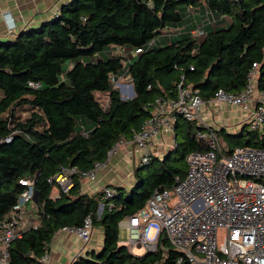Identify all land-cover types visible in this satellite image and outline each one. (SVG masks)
<instances>
[{
  "label": "trees",
  "instance_id": "1",
  "mask_svg": "<svg viewBox=\"0 0 264 264\" xmlns=\"http://www.w3.org/2000/svg\"><path fill=\"white\" fill-rule=\"evenodd\" d=\"M200 2L213 18L227 16L228 22L221 26L214 20L198 44L179 34L126 63L118 53L104 54L110 45L143 46L156 29L177 25L181 11ZM252 63L257 64L256 88L264 91V0H68L52 18L0 40V221L10 217L27 188L20 180L28 179L34 182L38 221L9 243L8 264H42L56 230L78 227L87 215L92 228L101 230V247L70 264H172L179 253L161 234L156 251L137 256L119 244L117 223L139 209L152 190L183 177L185 155L201 150L193 137L195 122L176 116L175 146L136 166L132 186H115L111 198L103 199L99 191L80 193L78 178L52 198L48 179L61 167L85 171L104 161L117 139L140 127L148 116L146 104L172 95L180 75L206 100L217 89L240 90ZM121 74L132 85L130 98L121 99L111 85ZM97 94L106 96L105 108ZM217 134L226 153L235 146L264 145V131H249L244 124L237 133L221 128ZM9 135L12 140L4 142Z\"/></svg>",
  "mask_w": 264,
  "mask_h": 264
},
{
  "label": "built area",
  "instance_id": "2",
  "mask_svg": "<svg viewBox=\"0 0 264 264\" xmlns=\"http://www.w3.org/2000/svg\"><path fill=\"white\" fill-rule=\"evenodd\" d=\"M2 16L8 23V29L12 30L14 25L10 14L3 12ZM181 30L179 25L164 26L156 29L154 36L141 47L110 45L104 54L110 57L118 53L125 58L130 54L137 55L153 47L159 37L169 41ZM200 32L199 25L189 30L193 43H199ZM257 75V64L252 63L246 83L240 90L229 92L217 89L206 100L200 98L196 89L184 85L180 75L172 95L157 96L146 104L143 108L147 109L148 116L140 127L132 132L131 137L117 139L106 152L104 161L95 162L85 171L74 166L61 167L51 176L48 182L55 188L51 197L57 198L60 193H66L74 178L81 182L93 181L97 170L107 165L119 148H124V153L128 155L134 154L135 166L148 163L152 157L161 158L159 139L167 135L168 150L175 146L173 126L176 116H180L197 125L193 137L201 150L185 155L186 172L183 177H175L170 187L152 190L139 209L118 221V230L124 232V237L118 239L119 244L126 246L129 252L134 247H142L144 253H151L157 250L159 235L163 234L169 246L179 253L172 264H264V145L235 146L226 153L224 142L217 134L219 126L205 122L202 116L205 112L212 116L211 106L224 104L237 107L243 114L242 122L247 129L263 133L264 91L256 88ZM28 84L34 88L38 86L33 82ZM11 140L9 135L3 141L7 143ZM128 145L131 147L129 150L126 149ZM20 183L27 188L18 197L10 217L0 221V264L9 263V243L38 224L34 214V182L28 179L20 180ZM98 191L103 199L116 195L115 185H104ZM107 206L111 207V204ZM102 207L103 204L99 203L97 219ZM151 230H154V235L149 237ZM91 232L92 223L87 215L80 226L60 227L55 235L73 233L78 238L81 245L73 259L81 255ZM164 255L162 251L161 256ZM50 256L49 246L40 262L50 264Z\"/></svg>",
  "mask_w": 264,
  "mask_h": 264
},
{
  "label": "crops",
  "instance_id": "3",
  "mask_svg": "<svg viewBox=\"0 0 264 264\" xmlns=\"http://www.w3.org/2000/svg\"><path fill=\"white\" fill-rule=\"evenodd\" d=\"M66 1L67 0H0V40H12L21 30L38 26L43 21L52 18L58 7ZM3 12H8L10 14L14 25L12 30L8 29V23L2 16ZM181 12L182 20L177 24L182 27L180 36L189 35V30L193 29L195 25H199L201 29L198 36L199 41L202 39L205 31H207L209 27H213L212 23L214 20H216L217 25L221 26L227 23L224 19L225 16H220L221 19L220 17L213 18L206 10L203 2L189 7V9L186 7L184 11L182 10ZM157 43L163 44L165 43V39L159 37ZM214 124L219 126V129L223 128L227 132H230L227 128L228 126H225L224 122L220 123L216 120ZM238 131H232L230 133H237ZM159 140L161 142L159 153L164 154L169 148H167L169 137L164 135ZM126 149L129 150L131 147L128 145ZM124 151V148L117 149L109 159L107 165L97 170L93 181H82L80 183V193L91 194L98 191L99 188L104 185L122 186L124 189H129L134 183L132 172L136 167V157L133 156L134 154L128 155L124 153ZM69 237L70 235H54L49 245L51 252L50 264H70V260L80 247L71 248L68 242ZM98 238L101 239L98 241L96 248H92L93 245L90 242L97 241ZM101 241V230L99 228H92L91 237L81 250V255L91 249L98 250L101 247Z\"/></svg>",
  "mask_w": 264,
  "mask_h": 264
},
{
  "label": "rangeland",
  "instance_id": "4",
  "mask_svg": "<svg viewBox=\"0 0 264 264\" xmlns=\"http://www.w3.org/2000/svg\"><path fill=\"white\" fill-rule=\"evenodd\" d=\"M183 11H184V9H183ZM220 19H221V17H220ZM224 19L228 22L227 16H225ZM134 56L135 55H133V54L128 55L127 58H125V63L131 61ZM117 83L119 85H123V86L127 85L128 86V84L130 82L126 76H122V74H121L119 77L114 79V81H112V83H111L112 87L116 88L118 90L119 87L116 85ZM120 95L123 97H126L124 94H120ZM96 96H97L98 101L105 108V106L107 104L106 96L100 95V94H97ZM211 110H212V116H211V114H209L207 112L203 113L202 116H204L205 122L210 123L211 121H213V123H215L216 120H218L220 123L224 122L225 126H228L227 128L230 130V132L238 131L239 128L241 127V125H242L241 121H243V116H242L243 114L240 112V110L237 107L225 106L224 104H220L217 106H211ZM25 114H26L25 112H21L22 117H24ZM83 181H86V180H83ZM53 191H55V188L53 189ZM153 235H154V230L149 231L148 236L152 237ZM161 235L163 236V234H161ZM123 237H124V232L122 229H119L118 230V239H122ZM100 239L101 238H98L97 241H94V242L91 241L90 242L93 245L92 248H96L98 241ZM68 242L70 243L71 248L72 247H78L79 248L81 245L78 238L73 233H71V235L68 239ZM143 250L144 249L142 247H134L131 249L130 252L133 255L139 256V255H142L144 253Z\"/></svg>",
  "mask_w": 264,
  "mask_h": 264
},
{
  "label": "water",
  "instance_id": "5",
  "mask_svg": "<svg viewBox=\"0 0 264 264\" xmlns=\"http://www.w3.org/2000/svg\"><path fill=\"white\" fill-rule=\"evenodd\" d=\"M128 87H129V93H128V95L126 97H123V96L120 95V98L121 99L130 98V97L133 96V90H132L131 83L128 84ZM118 92H119V94H121V90L120 89H118ZM34 200H36V193L34 194Z\"/></svg>",
  "mask_w": 264,
  "mask_h": 264
},
{
  "label": "bare ground",
  "instance_id": "6",
  "mask_svg": "<svg viewBox=\"0 0 264 264\" xmlns=\"http://www.w3.org/2000/svg\"><path fill=\"white\" fill-rule=\"evenodd\" d=\"M119 87V89L121 90V94H124L125 96L126 95V92L129 91V87L126 85V86H123V85H117ZM123 91V92H122Z\"/></svg>",
  "mask_w": 264,
  "mask_h": 264
}]
</instances>
